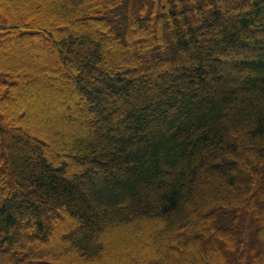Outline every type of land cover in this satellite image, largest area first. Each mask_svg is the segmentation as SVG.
I'll return each mask as SVG.
<instances>
[{
  "label": "trees",
  "instance_id": "obj_1",
  "mask_svg": "<svg viewBox=\"0 0 264 264\" xmlns=\"http://www.w3.org/2000/svg\"><path fill=\"white\" fill-rule=\"evenodd\" d=\"M9 36L59 71L4 58ZM263 193L264 0H0V264H120L108 242L144 237L143 264L177 263L172 239L249 264ZM53 230L68 251L42 255Z\"/></svg>",
  "mask_w": 264,
  "mask_h": 264
},
{
  "label": "rangeland",
  "instance_id": "obj_2",
  "mask_svg": "<svg viewBox=\"0 0 264 264\" xmlns=\"http://www.w3.org/2000/svg\"><path fill=\"white\" fill-rule=\"evenodd\" d=\"M147 27L149 29L154 30L153 26L151 28L150 25H147ZM133 30L136 31V27ZM105 37H106V35H105ZM31 38H32L31 36H27V37H23L21 39H24L25 42H29L27 44H31V42H33ZM9 39H11L10 42L13 46H12V48H10V51H8V52L6 51V53L4 50L1 49V51H2L1 53H2V56L4 58H9L10 60L14 61V59H17L16 57H19V56L22 58H29L30 56H34V60L36 63L40 64L43 67L44 66H52L53 71H55V72L59 71V67L62 65V62L60 61V59H59V61L58 60L56 61L55 57H52L50 55V53H51L50 46L42 44L40 47H37L36 49H31L28 45L25 46L24 43L22 41H20L21 39H18L14 36H9L4 41L5 42L7 40L9 41ZM140 40L141 39L139 37L137 40L132 41V48L135 52H137L138 48L140 47V44L138 43V41H140ZM17 62H18V60H17ZM163 70L162 69L158 70V72H157L158 76L157 77H160L163 74H167L166 70H164V71ZM44 75L47 77V79L51 80L52 82H54V83L57 82L54 79L56 76L55 73H53V72L52 73H45L44 72ZM16 79H17L18 83H21L23 81V79H21L18 76ZM40 80L42 81L43 79H40ZM25 82H26L27 86H31L33 88L40 87V85L43 86V83H41L39 80H38V82L36 80H31V81L25 80ZM52 86H55V84H52ZM58 87L59 86H57V88ZM130 110H132V108ZM35 111H39V113L41 114V118L47 117L46 115H48V112L45 109L32 108L29 113L25 114V116H28L27 119L30 120L32 118V116H34L33 114L35 113ZM84 118L89 119V120L91 119L90 115H87V114H84ZM39 126L42 128H45V126L43 124H39ZM95 126H96L95 124L90 125V127L88 126L91 129L89 137H94L95 135L98 134V129ZM42 141L45 142V139L44 138L41 139V142ZM34 148L40 152L44 151V149L40 145H38V146L34 145ZM48 169L51 171L54 168L50 167ZM263 196H264V193H263ZM40 198H42V197H40ZM256 202H257L258 207L261 208V209L257 210V214L260 215L262 220H263V230L261 233L262 234L261 239L263 242V248L260 252H258L256 250V252L251 254V258L249 259V264H256V263L261 262L264 259V200L259 198V199H256ZM48 207H51V205L48 204ZM70 212H71V214L75 213V210H73V207H70ZM58 217H59L58 227H60L59 229H64L68 224L64 221V219H63L64 217L61 216V214L58 213ZM27 225H29V223ZM150 230L151 229H143V232L145 233V235H147V233H149ZM53 234H54V230L51 232V236ZM27 236L32 239V237L34 235L31 233H28ZM53 236H52V241L49 242L50 239H48L46 241V242H49V245L47 246V248L40 251V253L42 255H48V254L54 255V253H55V255L61 256L62 253L68 251V245L66 243H64V241H62L61 239L56 241V239ZM144 238L148 241L147 246L145 248L138 247V243H134V247H132V249L130 251H127V249H123V248L121 249L119 246H117L116 242L114 240L112 242L109 241L108 243H110V244L107 247H108V250H110V251L114 249L115 256L117 257V260L120 262V264H143V261H145V259H147L149 257H153V250H152V247L150 244L151 240H150V238L149 239L146 237H144ZM154 242H155V240H154ZM171 243L174 247L173 255H175V257L178 258L177 263H175V264H181L178 262L180 260L187 261V263L184 262L183 264H199V263H195L197 256L193 257L192 259H189L187 256H184L185 254H184L183 246L180 243L176 244L175 239H172ZM210 250H212L213 252H216L214 246H212V245L210 246ZM191 253H193V252H191ZM206 254H208V252L204 251L203 257L201 259L205 263H207V259H208V256ZM72 255L75 258L77 264H82L81 260L77 256V254L73 253ZM108 260L109 259L105 255H102V257L97 259L95 262H96V264H115L113 262L109 263ZM89 264H91V263H89Z\"/></svg>",
  "mask_w": 264,
  "mask_h": 264
}]
</instances>
